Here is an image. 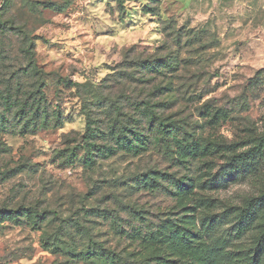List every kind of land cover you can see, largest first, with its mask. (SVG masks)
Segmentation results:
<instances>
[{
    "label": "rangeland",
    "instance_id": "rangeland-1",
    "mask_svg": "<svg viewBox=\"0 0 264 264\" xmlns=\"http://www.w3.org/2000/svg\"><path fill=\"white\" fill-rule=\"evenodd\" d=\"M36 88L59 125L3 128ZM263 235L264 0H0V264H254Z\"/></svg>",
    "mask_w": 264,
    "mask_h": 264
},
{
    "label": "trees",
    "instance_id": "trees-1",
    "mask_svg": "<svg viewBox=\"0 0 264 264\" xmlns=\"http://www.w3.org/2000/svg\"><path fill=\"white\" fill-rule=\"evenodd\" d=\"M19 106H17V111L15 118H10L8 116H2V126L5 128L7 125H14L15 128H18L20 133H30L36 131L39 128H47L50 125L58 126L61 118V114L56 113L54 111L50 112V107L48 105V100L44 96L41 89L36 88L34 93L29 94V97L26 99H21L18 102ZM52 113L54 117H48V114ZM46 114V116H44ZM12 120H15L13 122ZM53 122H57L52 124ZM13 123V124H12ZM160 127H164V124L161 123ZM18 132V133H19ZM87 156L85 158L86 163H90L93 160V151L91 147L87 146ZM240 161V162H239ZM234 165H231V169L239 170V169H247L251 170L252 168L249 167L250 163L247 161L239 160ZM227 221V222H234L236 237H243L245 236L248 231L251 229L252 222H253V214H247L241 217L240 220L234 218L231 211H225L222 214V218L220 222ZM103 254V253H102ZM104 255V254H103ZM264 258V235L261 236L258 242V247L256 250V254L254 256V264H261Z\"/></svg>",
    "mask_w": 264,
    "mask_h": 264
}]
</instances>
